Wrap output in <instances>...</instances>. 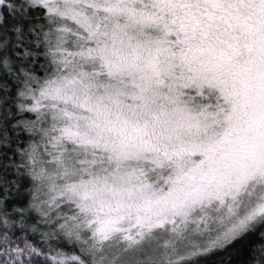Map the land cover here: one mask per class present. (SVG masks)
<instances>
[{
	"label": "snow or ice",
	"instance_id": "6c2138e0",
	"mask_svg": "<svg viewBox=\"0 0 264 264\" xmlns=\"http://www.w3.org/2000/svg\"><path fill=\"white\" fill-rule=\"evenodd\" d=\"M0 264H264V0H0Z\"/></svg>",
	"mask_w": 264,
	"mask_h": 264
}]
</instances>
